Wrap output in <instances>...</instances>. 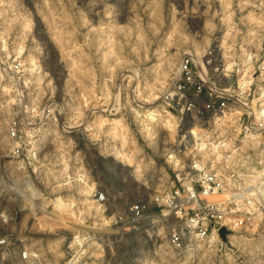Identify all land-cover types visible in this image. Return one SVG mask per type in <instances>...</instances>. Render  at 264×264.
<instances>
[{
    "label": "rangeland",
    "instance_id": "rangeland-1",
    "mask_svg": "<svg viewBox=\"0 0 264 264\" xmlns=\"http://www.w3.org/2000/svg\"><path fill=\"white\" fill-rule=\"evenodd\" d=\"M263 49L264 0H0V64L22 71L18 82L0 73V264H264V189L249 226L188 253L120 240L130 225L117 222L160 192L145 183L159 176L155 135L172 130L147 114L180 57L229 66ZM20 121L34 125L38 163L9 152Z\"/></svg>",
    "mask_w": 264,
    "mask_h": 264
},
{
    "label": "built area",
    "instance_id": "built-area-1",
    "mask_svg": "<svg viewBox=\"0 0 264 264\" xmlns=\"http://www.w3.org/2000/svg\"><path fill=\"white\" fill-rule=\"evenodd\" d=\"M209 64L183 54L162 92L153 121L160 131L171 129L172 138L155 135L159 176L145 183L146 189L160 192L119 213L117 222L130 225L121 228L120 240L126 235L138 242L163 240L169 251L188 253L200 243L225 239L255 219L262 185L254 179L245 182L247 173H240L247 171L245 165H229L225 157L236 151L249 167L253 159L261 164L258 159L264 158V49L240 53L229 66ZM21 72L17 63L0 64L1 76L11 81L18 82ZM50 114L47 109L45 117L50 119ZM33 126L20 121L7 133L11 156L23 164L38 163ZM30 184L23 181L19 190L25 192ZM97 199L107 201L103 193ZM21 257L29 260L26 253Z\"/></svg>",
    "mask_w": 264,
    "mask_h": 264
},
{
    "label": "bare ground",
    "instance_id": "bare-ground-1",
    "mask_svg": "<svg viewBox=\"0 0 264 264\" xmlns=\"http://www.w3.org/2000/svg\"><path fill=\"white\" fill-rule=\"evenodd\" d=\"M149 115L150 116V120H154V117L157 116L155 113H154V110H150L148 111ZM155 114V115H154ZM163 121L164 123H167V124H171V121L168 117H164L163 118ZM68 133V132H66ZM226 160L225 162H227L229 165H239L240 163H242V165H245L246 167V173L247 175L244 176L245 179H248V180H245V182H250L251 180L249 179H254L255 182H256V185H262V187L259 188V190H263L264 189V170H263V176H261V174L257 175V172L255 171V169H252L251 167L248 166V163L245 161V160H242L240 157H237V152L234 151L231 155H228L227 157H225ZM245 163V164H243ZM213 164H215V162H213ZM256 173V174H255ZM17 188V187H16ZM11 189V188H10ZM13 190L14 187L12 188ZM12 190V191H13ZM251 191V190H250ZM263 194V193H262ZM261 194V196L263 197V195ZM44 202V201H43ZM46 203V202H45ZM44 203V205H46ZM49 205L52 206V210L57 212V218L59 219H63L62 216L64 215V211H68L69 210V204L65 203L61 198L57 197L53 200H51L49 202Z\"/></svg>",
    "mask_w": 264,
    "mask_h": 264
},
{
    "label": "water",
    "instance_id": "water-1",
    "mask_svg": "<svg viewBox=\"0 0 264 264\" xmlns=\"http://www.w3.org/2000/svg\"><path fill=\"white\" fill-rule=\"evenodd\" d=\"M224 234H225V232H224V230H222V231L220 232L221 237H223Z\"/></svg>",
    "mask_w": 264,
    "mask_h": 264
}]
</instances>
